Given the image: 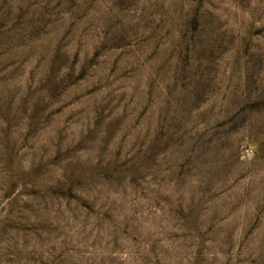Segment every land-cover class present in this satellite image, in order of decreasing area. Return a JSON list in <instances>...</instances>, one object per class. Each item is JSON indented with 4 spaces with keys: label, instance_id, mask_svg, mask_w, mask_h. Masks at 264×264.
Instances as JSON below:
<instances>
[{
    "label": "rangeland",
    "instance_id": "1",
    "mask_svg": "<svg viewBox=\"0 0 264 264\" xmlns=\"http://www.w3.org/2000/svg\"><path fill=\"white\" fill-rule=\"evenodd\" d=\"M0 264H264V0H0Z\"/></svg>",
    "mask_w": 264,
    "mask_h": 264
},
{
    "label": "built area",
    "instance_id": "2",
    "mask_svg": "<svg viewBox=\"0 0 264 264\" xmlns=\"http://www.w3.org/2000/svg\"><path fill=\"white\" fill-rule=\"evenodd\" d=\"M244 154H245V156L249 157L252 154V151L249 149H245Z\"/></svg>",
    "mask_w": 264,
    "mask_h": 264
}]
</instances>
